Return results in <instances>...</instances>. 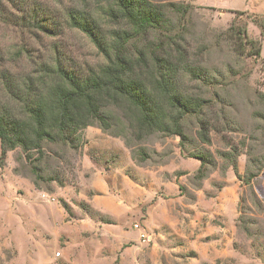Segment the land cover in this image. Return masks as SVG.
<instances>
[{
	"label": "rangeland",
	"instance_id": "obj_1",
	"mask_svg": "<svg viewBox=\"0 0 264 264\" xmlns=\"http://www.w3.org/2000/svg\"><path fill=\"white\" fill-rule=\"evenodd\" d=\"M177 1L192 6L182 48L209 83L184 76L181 88L209 99V143L197 139L192 119L184 149L179 136L153 135L142 144L164 155L144 163L95 126L80 131L76 148L48 143L43 156L33 153L37 161L19 147L7 151L0 264H264V167L243 181L248 152L264 154V30L254 22L264 23V0ZM80 4L0 0V68L24 75L55 53L77 72L103 64L67 24ZM233 147L235 170L221 157ZM207 152L214 163L199 178L197 156ZM34 164L49 191L33 182Z\"/></svg>",
	"mask_w": 264,
	"mask_h": 264
},
{
	"label": "trees",
	"instance_id": "obj_2",
	"mask_svg": "<svg viewBox=\"0 0 264 264\" xmlns=\"http://www.w3.org/2000/svg\"><path fill=\"white\" fill-rule=\"evenodd\" d=\"M80 1L68 9L67 24L87 37L104 62L77 72L55 53L24 75L0 68V163L17 147L31 161L48 143L76 148L87 126L120 136L137 163L163 157L142 144L153 135L179 136L184 149L192 119L197 139L209 143L213 126L204 113L209 99L188 95L180 83L186 76L209 84L206 72L190 63L182 48L192 6L177 0ZM254 22L264 30L263 22ZM250 54L258 57L260 47ZM260 96L264 99V93ZM223 123L230 127L227 120ZM238 152L233 147L221 154L234 170ZM263 155L248 152L244 183L250 184L264 167ZM197 158L196 175L204 178L214 160L208 152ZM31 170L36 187L43 186L38 166Z\"/></svg>",
	"mask_w": 264,
	"mask_h": 264
}]
</instances>
